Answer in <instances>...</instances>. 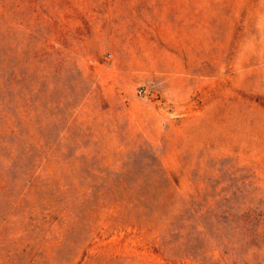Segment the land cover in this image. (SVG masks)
Listing matches in <instances>:
<instances>
[{
  "label": "rangeland",
  "instance_id": "1",
  "mask_svg": "<svg viewBox=\"0 0 264 264\" xmlns=\"http://www.w3.org/2000/svg\"><path fill=\"white\" fill-rule=\"evenodd\" d=\"M0 264H264V0H0Z\"/></svg>",
  "mask_w": 264,
  "mask_h": 264
},
{
  "label": "built area",
  "instance_id": "2",
  "mask_svg": "<svg viewBox=\"0 0 264 264\" xmlns=\"http://www.w3.org/2000/svg\"><path fill=\"white\" fill-rule=\"evenodd\" d=\"M137 92L139 94L145 93L146 92V87L145 86L138 87Z\"/></svg>",
  "mask_w": 264,
  "mask_h": 264
}]
</instances>
